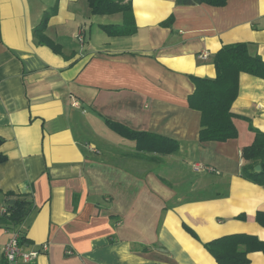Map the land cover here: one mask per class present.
I'll return each instance as SVG.
<instances>
[{"label":"crops","instance_id":"crops-1","mask_svg":"<svg viewBox=\"0 0 264 264\" xmlns=\"http://www.w3.org/2000/svg\"><path fill=\"white\" fill-rule=\"evenodd\" d=\"M129 1L137 31L115 36L104 25L123 14H94L89 0H0V209L9 192L34 202L20 225H0V264L16 231L24 251L47 245L18 264H219L204 243L264 239V185L244 176L242 157L250 124L264 131V79L241 73L231 108L248 120L226 142L200 141L188 101L191 76L216 77L224 45L249 42L264 59V0ZM55 6L43 32L53 48L35 29ZM107 120L179 148L138 150ZM249 259L264 264V253Z\"/></svg>","mask_w":264,"mask_h":264},{"label":"trees","instance_id":"trees-1","mask_svg":"<svg viewBox=\"0 0 264 264\" xmlns=\"http://www.w3.org/2000/svg\"><path fill=\"white\" fill-rule=\"evenodd\" d=\"M228 0H176L177 5L208 4L223 6ZM89 5L94 14H123L122 25H104L110 35L126 36L137 31L131 1L126 0H89ZM57 11L55 6L45 12L43 19L35 32L41 34L42 42L52 46L54 43L43 36L49 19ZM172 16L163 23L168 25ZM216 77L191 76L195 91L189 96V106L201 113L200 141L226 142L239 136L235 124L236 118L248 120L232 111L233 103L239 95V80L241 73H248L264 79V59L252 51L249 42H235L224 45L214 55ZM111 128L121 136L134 140L138 150L146 152L173 153L179 148L177 140L149 131L136 130L120 122L107 120ZM250 130L255 133L252 144L242 148V157L245 160L243 173L249 180L264 185V131L256 128L251 123ZM3 139L0 138V142ZM6 157L0 154V163ZM261 165V171L255 167ZM7 204L5 210L0 209V225L8 228L20 225L34 208V202L25 195L6 193ZM10 201H14L11 203ZM241 217H244L241 215ZM256 220L264 226V213L258 212ZM20 243H28L25 235H21ZM206 249L215 257L219 264H249V254L261 251L264 253V239L250 233H234L219 236L204 243Z\"/></svg>","mask_w":264,"mask_h":264},{"label":"built area","instance_id":"built-area-1","mask_svg":"<svg viewBox=\"0 0 264 264\" xmlns=\"http://www.w3.org/2000/svg\"><path fill=\"white\" fill-rule=\"evenodd\" d=\"M207 55H208L207 53L202 54L203 57H206ZM20 238H21L20 232L16 231L14 232L9 242L6 244L4 248L6 264H18L19 261H24V262L33 261L42 252V250L47 249V245H44L41 250H33L30 252L24 251L23 245L20 243Z\"/></svg>","mask_w":264,"mask_h":264},{"label":"water","instance_id":"water-1","mask_svg":"<svg viewBox=\"0 0 264 264\" xmlns=\"http://www.w3.org/2000/svg\"><path fill=\"white\" fill-rule=\"evenodd\" d=\"M261 169H262L261 165H257V166L255 167V171H257V172L261 171ZM10 202H11V203H14V201H10Z\"/></svg>","mask_w":264,"mask_h":264},{"label":"rangeland","instance_id":"rangeland-1","mask_svg":"<svg viewBox=\"0 0 264 264\" xmlns=\"http://www.w3.org/2000/svg\"><path fill=\"white\" fill-rule=\"evenodd\" d=\"M97 128H98V126H97ZM98 129H100V128H98ZM108 130V132H110L113 136H118V135H116L114 132H112L111 130H109V129H107ZM118 138H120L119 136H118Z\"/></svg>","mask_w":264,"mask_h":264}]
</instances>
